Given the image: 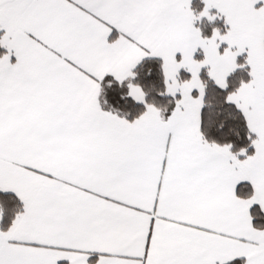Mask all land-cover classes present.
<instances>
[{
    "label": "snow or ice",
    "instance_id": "obj_1",
    "mask_svg": "<svg viewBox=\"0 0 264 264\" xmlns=\"http://www.w3.org/2000/svg\"><path fill=\"white\" fill-rule=\"evenodd\" d=\"M6 211L0 264H264V0H0Z\"/></svg>",
    "mask_w": 264,
    "mask_h": 264
},
{
    "label": "trees",
    "instance_id": "obj_2",
    "mask_svg": "<svg viewBox=\"0 0 264 264\" xmlns=\"http://www.w3.org/2000/svg\"><path fill=\"white\" fill-rule=\"evenodd\" d=\"M194 2H195V0H194ZM217 23H219V21H217ZM7 218H8V213L6 211L4 220L3 221H0V223H6L7 222ZM233 264H239V262L238 261H235V262H233Z\"/></svg>",
    "mask_w": 264,
    "mask_h": 264
},
{
    "label": "crops",
    "instance_id": "obj_3",
    "mask_svg": "<svg viewBox=\"0 0 264 264\" xmlns=\"http://www.w3.org/2000/svg\"><path fill=\"white\" fill-rule=\"evenodd\" d=\"M61 264H63V262H61Z\"/></svg>",
    "mask_w": 264,
    "mask_h": 264
}]
</instances>
